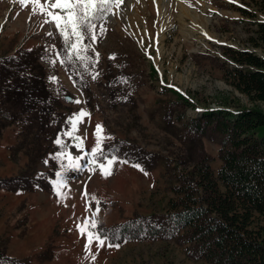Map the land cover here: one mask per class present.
Listing matches in <instances>:
<instances>
[{"label": "rangeland", "instance_id": "1", "mask_svg": "<svg viewBox=\"0 0 264 264\" xmlns=\"http://www.w3.org/2000/svg\"><path fill=\"white\" fill-rule=\"evenodd\" d=\"M179 1L156 3L157 17L148 22L150 32L144 19L140 35L119 37L105 49L100 45L108 33L99 38L94 44L99 62L93 68L59 61L49 64L45 57L56 58L55 52H63L55 25L43 24L42 15H32L31 5L21 8L17 0H0V171L3 166L4 172L12 171L10 162L22 179L32 177V170L42 173L46 169L38 161H57L52 156L61 151L54 143L58 136L74 157L82 155L74 141L62 135L71 130L68 118L81 110L91 114L77 132L86 133L84 150L96 145L95 130L102 125L103 135L113 138L103 145L105 151L111 149L120 160L130 162L114 166L112 176L126 179L123 185L130 187L127 196L133 205L130 209L123 205L126 217L121 224H100L108 241L120 247L92 248L98 260L92 262L85 255L82 264H209L183 236L184 230L168 222L169 201L177 198L175 186L185 183L180 170L206 160L217 172L222 164L224 135L204 120L198 127L203 129H198L191 118L205 104H253L226 82L224 71L230 66L227 47L253 50L264 57V50L250 40L256 21H264V12L253 0H182L193 14L182 17ZM134 2L124 0L118 12L126 34L131 30L128 17ZM152 12L147 7L149 16ZM116 21V15L109 16L107 25L113 27ZM152 64L157 72L151 77ZM93 72L99 73L95 80ZM162 83L191 95L199 105L175 102V94L163 90ZM51 116H58L57 126L48 121ZM8 175L0 173V215L10 194L4 187L17 180Z\"/></svg>", "mask_w": 264, "mask_h": 264}, {"label": "trees", "instance_id": "2", "mask_svg": "<svg viewBox=\"0 0 264 264\" xmlns=\"http://www.w3.org/2000/svg\"><path fill=\"white\" fill-rule=\"evenodd\" d=\"M253 1L264 12V0ZM256 24L250 40L264 50V21ZM227 52L230 66L224 78L253 104H205L191 118L197 128L204 120L224 135L222 164L217 172L206 160L180 170L185 183L175 186L177 198L169 201L168 222L184 230L183 236L209 264H264V57L234 47H227ZM150 69L152 77L157 67L152 64ZM161 88L175 94V102L199 105L172 85L162 83ZM56 117L48 119L55 126L59 124ZM0 257L10 259L1 251Z\"/></svg>", "mask_w": 264, "mask_h": 264}, {"label": "crops", "instance_id": "3", "mask_svg": "<svg viewBox=\"0 0 264 264\" xmlns=\"http://www.w3.org/2000/svg\"><path fill=\"white\" fill-rule=\"evenodd\" d=\"M9 164L8 168L12 171L4 172L6 166H3L0 173H9V178L17 176V180L4 187L10 194L7 199L4 198L6 209L0 215V245L4 248L1 252L10 259L2 260L0 257L2 262L82 264L85 255L89 258L85 251L86 238L77 230V225L83 223L86 216L91 217V212L85 211L86 200L82 198L85 185L87 192L100 201L99 225L107 222L121 224V219L126 217L123 205L129 209L133 205L127 196L131 189L123 185L126 179L119 180L115 176L105 178L97 171L69 170L66 173L68 187L63 190L69 198L61 200L51 183L56 179L55 173L61 170V161L47 164L38 161L37 165L46 170L40 174L38 170H32L33 176L25 179L14 173L12 163ZM81 164L87 162L81 161ZM92 206L95 208L94 202ZM92 248H96L95 245ZM32 253H36L35 256H31Z\"/></svg>", "mask_w": 264, "mask_h": 264}, {"label": "snow or ice", "instance_id": "4", "mask_svg": "<svg viewBox=\"0 0 264 264\" xmlns=\"http://www.w3.org/2000/svg\"><path fill=\"white\" fill-rule=\"evenodd\" d=\"M21 8H27L31 5L32 15H42L44 17L43 24H54L57 34L63 42V52H55L56 58L45 57L44 59L51 65H56L57 61L61 65L75 67L76 63L87 67L89 64L94 68L99 62V53L95 52L94 44L98 39L103 37L107 28L108 17L118 15L124 0H17ZM53 36L52 32L48 33ZM207 35V34H205ZM212 39V37H208ZM87 41V42H86ZM54 49V46H53ZM94 52L95 56L88 55ZM62 57V58H61ZM113 58L114 57H110ZM98 72L92 73V79H97ZM56 81V77L50 78ZM75 83V82H74ZM171 87V85H169ZM177 91H179L177 89ZM74 103H81L80 100H73ZM91 114L85 110L73 114L68 118L67 123L71 126V130L62 133L64 137L74 141V147L83 153L80 156H73L67 151L69 145L60 136L54 141L61 149L60 152L52 156V159L61 161V170L55 173L56 179L51 181L56 195L61 199H68V195L64 189L68 187L66 173L69 170L90 173L100 171L105 178L113 175L114 166L121 163H130L127 160H120L115 152L111 155L105 151L103 145L106 141L113 139L110 136L103 135L104 129L102 125H97L95 130L96 145L90 151H85L86 133L77 135L80 125L86 123L85 118L90 119ZM103 158L104 163H100ZM87 159V164L82 165L81 161ZM67 161V163H63ZM47 164L48 161L45 160ZM133 167L144 171L139 164H132ZM147 174V173H145ZM82 198L86 200L85 211L91 212V217L86 216L83 223L77 225V230L82 237L86 238L85 250L89 253L91 260L95 261L96 254L92 252V246L97 249L107 247L119 248V244H113L108 241L106 234L100 229L97 217L100 214V201L90 195L86 190L82 193ZM95 203V208L92 206Z\"/></svg>", "mask_w": 264, "mask_h": 264}, {"label": "bare ground", "instance_id": "5", "mask_svg": "<svg viewBox=\"0 0 264 264\" xmlns=\"http://www.w3.org/2000/svg\"><path fill=\"white\" fill-rule=\"evenodd\" d=\"M160 1L161 0H135V2L132 5L133 12L128 17L131 24L130 25L131 30L127 31V34L124 33L125 24L121 22L122 20L120 21L118 15H116L117 21L115 22V25L113 27H111L110 25L106 26L107 28L106 33H108V38L100 46H102L105 49L108 46H110L112 43L118 41L119 37H124L125 40H128V38L133 37L134 34L140 35L143 31L142 27L144 25L143 23L144 19L147 22V24H145V28L147 29L148 32H150L151 27L150 24H148V22H150V20L152 21L154 18L157 17L156 3ZM187 5H188L187 2L182 0L179 1L178 7L181 11L182 17L191 16L192 14L191 9L187 7ZM147 7L152 8L153 12L150 16L147 14Z\"/></svg>", "mask_w": 264, "mask_h": 264}]
</instances>
